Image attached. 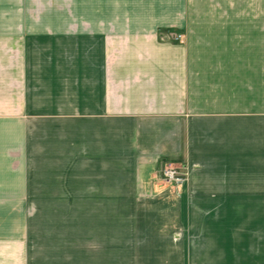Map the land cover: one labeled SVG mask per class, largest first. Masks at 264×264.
Instances as JSON below:
<instances>
[{"label": "crops", "instance_id": "0c3cea01", "mask_svg": "<svg viewBox=\"0 0 264 264\" xmlns=\"http://www.w3.org/2000/svg\"><path fill=\"white\" fill-rule=\"evenodd\" d=\"M168 163L135 264H264V0H0V264H112V182ZM33 182L76 209L38 217Z\"/></svg>", "mask_w": 264, "mask_h": 264}, {"label": "rangeland", "instance_id": "374dc122", "mask_svg": "<svg viewBox=\"0 0 264 264\" xmlns=\"http://www.w3.org/2000/svg\"><path fill=\"white\" fill-rule=\"evenodd\" d=\"M167 165L173 164L168 163ZM173 166L177 167L176 165ZM160 180L161 182H153V187L144 188L139 187L138 184L134 186L133 183L136 182H128L129 185L124 188L119 186L120 182H112L113 186L111 189L112 197L110 207L111 223L109 226L111 233L109 237L111 242L110 256L112 264H117L120 261L121 263L124 261L127 262V264H135V261L139 259L146 260L162 258L163 253L161 251L137 250L138 242L144 243V247L146 246V242L152 243L153 240L157 242L154 238L157 236H152L148 233L149 228L154 225L159 226L158 224L167 221L163 219L158 220L154 215L155 212L161 210V202L166 200V197H168V194H171L172 191V184L164 179L162 171L160 173ZM56 184L53 182H33L32 210L34 214L38 215V217L40 215V211L63 210L65 212H71L72 209H76V205L71 203L68 199V193H66L71 191V183L59 182ZM87 188L88 187H80V211L89 210L91 208L95 209L93 204H89L87 202V197L82 198V195H87V192H83L82 190H87ZM60 190L64 193L62 205L56 204L55 202L49 204L50 202L46 203L42 200H45V195L50 194L51 191L56 193L57 191L61 192ZM94 192L96 196H98L100 188L95 186ZM91 197L93 198V196ZM92 205L93 207H89ZM175 207H177L180 211L185 210V206L183 204ZM96 209H98L97 206ZM64 225H71V220L65 219ZM38 226L40 225L38 224ZM172 238L176 241L180 238V234L178 233L177 235L172 236ZM240 239V242H244L246 241V236L241 235ZM243 247L244 246L241 245V248ZM164 253L172 252L165 251ZM87 254V250L80 249L79 256L81 259H86L88 257ZM247 256L248 252L246 248L240 249V251H233V259H237L239 257L241 264L246 263Z\"/></svg>", "mask_w": 264, "mask_h": 264}, {"label": "built area", "instance_id": "2783aa9c", "mask_svg": "<svg viewBox=\"0 0 264 264\" xmlns=\"http://www.w3.org/2000/svg\"><path fill=\"white\" fill-rule=\"evenodd\" d=\"M175 41H182L183 37L181 35L175 34L174 35ZM162 176L164 179L171 183L172 185L176 186L177 188L181 187L186 182V175L183 174L179 168L173 165H165L162 170Z\"/></svg>", "mask_w": 264, "mask_h": 264}]
</instances>
